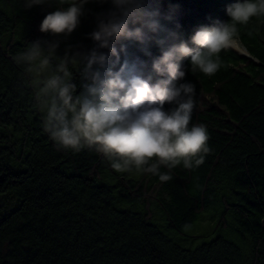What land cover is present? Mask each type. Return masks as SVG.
I'll list each match as a JSON object with an SVG mask.
<instances>
[{
  "label": "trees",
  "instance_id": "trees-1",
  "mask_svg": "<svg viewBox=\"0 0 264 264\" xmlns=\"http://www.w3.org/2000/svg\"><path fill=\"white\" fill-rule=\"evenodd\" d=\"M234 2L159 6L172 12L168 27L179 23L188 38L199 25L227 21ZM24 3L0 0V195L17 199L0 204V264H264V14L238 25L251 56L222 50L212 76L188 67L185 79L196 91L190 126L207 127L210 150L190 169L160 165L171 177L161 181L134 167L116 171L95 149H59L44 131L35 89L14 57L28 42L49 39L39 25L52 9ZM85 6L95 19L110 7L100 0ZM150 51L160 54L155 45ZM172 235L200 242L187 246Z\"/></svg>",
  "mask_w": 264,
  "mask_h": 264
},
{
  "label": "clouds",
  "instance_id": "clouds-1",
  "mask_svg": "<svg viewBox=\"0 0 264 264\" xmlns=\"http://www.w3.org/2000/svg\"><path fill=\"white\" fill-rule=\"evenodd\" d=\"M89 2L25 0L24 7L52 9L39 31L66 37L80 25ZM100 2L110 7L97 14L87 34L92 48L69 47L59 55L58 40L36 39L14 60L30 77L44 131L59 149H95L116 171L134 167L168 181L160 165L190 169L210 150L207 127L190 126L196 91L185 79L188 67L214 75L219 53L237 46L238 25L264 14V0H236L226 6L227 21L199 25L188 38L178 31L179 23L168 27L172 12H162L159 0ZM152 45L159 55H152ZM133 47L149 59L132 53Z\"/></svg>",
  "mask_w": 264,
  "mask_h": 264
},
{
  "label": "rangeland",
  "instance_id": "rangeland-1",
  "mask_svg": "<svg viewBox=\"0 0 264 264\" xmlns=\"http://www.w3.org/2000/svg\"><path fill=\"white\" fill-rule=\"evenodd\" d=\"M85 9H86V6H85ZM88 14L89 13L81 17L80 25L77 27V29H75L71 33V35L65 37V36H52L50 34V37L48 40L50 41L58 40L60 42L59 48L57 49V53L59 55H63L65 50L69 47L75 48L79 46L81 50H88L93 45L94 42L90 38H88L87 34L92 32L94 28L96 27V19L93 17V15L90 16ZM21 32L22 31H20V28H19V32L15 34L16 39L20 38ZM10 36L11 34L9 32L3 34L2 35L3 42H6ZM16 200H17L16 196L13 193L0 195V204L2 205H8V206L13 205L16 202ZM155 213H156V210H155ZM157 215L154 219V222L163 228V225L165 224V217H163L164 215L161 213L160 214L157 213ZM225 235L235 241H238L237 236L232 233H226ZM172 237L187 246L189 245L196 246L200 242V241H195L194 243H191L189 240L181 239L180 237L176 235H172Z\"/></svg>",
  "mask_w": 264,
  "mask_h": 264
},
{
  "label": "bare ground",
  "instance_id": "bare-ground-1",
  "mask_svg": "<svg viewBox=\"0 0 264 264\" xmlns=\"http://www.w3.org/2000/svg\"><path fill=\"white\" fill-rule=\"evenodd\" d=\"M232 48H234L235 50H237L241 54L248 53V50L246 49V47H244V45H242L238 40H237V46L232 47Z\"/></svg>",
  "mask_w": 264,
  "mask_h": 264
},
{
  "label": "water",
  "instance_id": "water-1",
  "mask_svg": "<svg viewBox=\"0 0 264 264\" xmlns=\"http://www.w3.org/2000/svg\"><path fill=\"white\" fill-rule=\"evenodd\" d=\"M237 51V50H236ZM238 52V51H237ZM240 55L242 56H251V54L248 52V53H245V54H241L240 52H238Z\"/></svg>",
  "mask_w": 264,
  "mask_h": 264
}]
</instances>
